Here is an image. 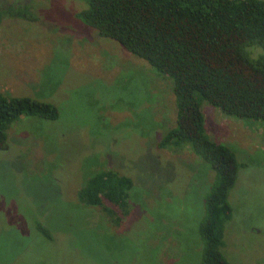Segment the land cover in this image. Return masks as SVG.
I'll return each mask as SVG.
<instances>
[{
  "label": "rangeland",
  "instance_id": "rangeland-1",
  "mask_svg": "<svg viewBox=\"0 0 264 264\" xmlns=\"http://www.w3.org/2000/svg\"><path fill=\"white\" fill-rule=\"evenodd\" d=\"M83 7L0 0V91L60 112L18 119L0 148V264H200L216 173L187 144L159 145L176 125L173 81L79 20ZM202 109L210 138L243 164L224 253L264 264V120ZM109 169L133 179L128 214L79 200L88 178Z\"/></svg>",
  "mask_w": 264,
  "mask_h": 264
},
{
  "label": "trees",
  "instance_id": "trees-1",
  "mask_svg": "<svg viewBox=\"0 0 264 264\" xmlns=\"http://www.w3.org/2000/svg\"><path fill=\"white\" fill-rule=\"evenodd\" d=\"M80 1L79 20L173 81L176 125L159 145L187 144L214 169L200 225V264H233L223 248L233 217L230 191L243 164L230 147L210 138L202 104L207 101L230 116L264 120V0ZM11 14L32 19L26 12ZM3 16L0 8V24ZM29 115L57 120L60 112L50 102L0 91L1 149L9 148L11 124ZM132 187L131 177L101 170L88 178L79 200L114 214L105 206L109 202L128 214Z\"/></svg>",
  "mask_w": 264,
  "mask_h": 264
}]
</instances>
